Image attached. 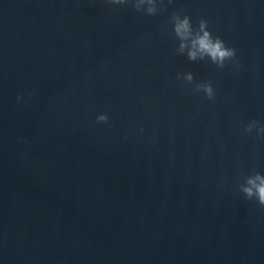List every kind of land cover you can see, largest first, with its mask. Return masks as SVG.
<instances>
[{"label": "water", "instance_id": "1", "mask_svg": "<svg viewBox=\"0 0 264 264\" xmlns=\"http://www.w3.org/2000/svg\"><path fill=\"white\" fill-rule=\"evenodd\" d=\"M163 3L0 0V264H264V207L236 187L264 171L242 131L264 122V0ZM174 10L238 65L178 55Z\"/></svg>", "mask_w": 264, "mask_h": 264}, {"label": "clouds", "instance_id": "2", "mask_svg": "<svg viewBox=\"0 0 264 264\" xmlns=\"http://www.w3.org/2000/svg\"><path fill=\"white\" fill-rule=\"evenodd\" d=\"M110 6L131 5L138 13L156 15L164 8L163 0H105ZM172 3V0H168ZM167 27L174 37L175 52L184 56L190 62L203 61L215 65L218 69L225 68L226 64L238 65L237 49L230 46L210 27L209 21L200 18L193 23L192 17L183 10H174L168 17ZM177 80L191 85L193 91L202 93L205 98L212 101L216 97V90L211 80L198 81L191 71L178 72ZM21 96L17 95V100ZM97 123H108L109 114L99 112L95 116ZM143 131V129H141ZM244 134H253L256 138H264V122L252 119L243 125ZM236 187L247 200L255 201L264 207V171L250 170L247 174L237 177Z\"/></svg>", "mask_w": 264, "mask_h": 264}]
</instances>
